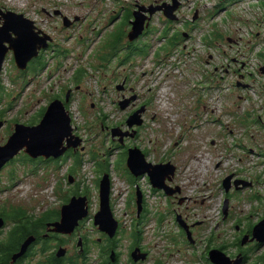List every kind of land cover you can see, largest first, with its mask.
I'll list each match as a JSON object with an SVG mask.
<instances>
[{
  "label": "rangeland",
  "instance_id": "obj_1",
  "mask_svg": "<svg viewBox=\"0 0 264 264\" xmlns=\"http://www.w3.org/2000/svg\"><path fill=\"white\" fill-rule=\"evenodd\" d=\"M179 1L175 20L162 10L153 14L149 27L134 40L137 49L129 59L122 46L102 64L98 53L107 37L118 34L114 28L129 5L149 8L172 0H0L2 10L24 12L55 38L53 46L42 50L41 59L32 61L34 68L27 74L17 68L13 53L6 58L0 76L4 116L0 143L13 132V119L36 123L51 95L69 87L73 88L74 132L83 139L80 164L69 156L62 167L55 162L24 165L18 160L2 169L0 205L24 208L35 217L61 197L77 189L88 190L89 215L78 234L90 240L92 264L112 249L107 247V233L93 223L99 209V163L113 177L112 209L120 222L116 234L122 237L117 248L123 252L118 264H131L127 251L138 224L133 221L136 183L144 203L140 241L150 251L149 260L141 264H207L204 248L210 242L215 248L226 246L224 251L234 258L246 250L247 259L240 264L264 263V244L235 243L264 217V73L260 70L264 65V4L262 0ZM40 6L46 10L38 12ZM59 11L74 19L71 27L64 26ZM120 25L127 33L131 28L128 21ZM127 33L125 43L129 42ZM79 69L84 73L76 78ZM241 74L246 87L238 85ZM124 79L127 88L120 90L117 87ZM123 93L132 101L126 108L118 102ZM143 104L144 121L136 126L138 133L125 135L126 145L118 147L110 138V128L119 125L132 132L126 119ZM100 114L106 115L102 123ZM89 122L90 130L86 128ZM104 122L105 127L101 126ZM128 146L139 147L152 163L170 161L176 166L168 183L178 188L177 197L154 189L147 174L136 180L129 177L124 153ZM94 154L97 158L93 159ZM70 167L72 184L66 175ZM230 173L232 182H246L239 183L238 189L232 185L227 193L223 180ZM227 198L228 213L223 219ZM178 216L190 225L193 241ZM13 225L12 217L4 219V243ZM74 243L73 239L68 243L70 255Z\"/></svg>",
  "mask_w": 264,
  "mask_h": 264
},
{
  "label": "water",
  "instance_id": "obj_2",
  "mask_svg": "<svg viewBox=\"0 0 264 264\" xmlns=\"http://www.w3.org/2000/svg\"><path fill=\"white\" fill-rule=\"evenodd\" d=\"M180 5L179 0H173L171 4H160L157 6L152 5L150 8L140 6V10L134 12V20H131L132 29L129 32V39L135 40L138 38L150 25L152 15L162 10L165 15L170 19H176L175 11ZM144 11H149V15ZM3 23L0 25V70L2 69L4 58L7 52L13 50L17 65L21 69H25L31 59L38 55L39 50L46 47L51 40L48 34L39 35L40 29L35 31L34 21L25 17L22 13L14 11L4 12ZM1 18V17H0ZM197 18V15L195 16ZM187 35V34H186ZM264 73V66L261 68ZM125 83V81H124ZM124 83L118 88L124 87ZM70 93L67 94L66 100H69ZM134 97H132L133 99ZM131 102V98H124L120 101L121 108H125ZM145 106L137 109L127 118V123L130 128L135 125H141L144 121L142 112ZM71 115L66 108L65 102L57 98L53 100L46 109L41 121L36 125H28L24 123H17L15 131L9 137L7 143L0 145V168L6 163L7 160L14 157L22 148L30 153L32 156L45 155V156H58L66 151L70 146H76L80 143V137L74 140L73 127L71 124ZM137 130L132 132L124 131L120 126L113 127L112 136L121 134V141L124 135L135 136ZM67 141V143H65ZM127 166L131 172L140 176L147 173L150 181L155 188H162L169 195L174 194L175 191L168 181H172L175 173L176 166L168 161L162 163H152L146 159L145 153L139 147H132L128 151ZM233 175L226 178L224 185L228 191L231 187V179ZM246 182L244 180H236L235 184L239 187V183ZM111 194V179L109 173H106L101 180L100 184V208L94 216V223L99 228L109 234L111 237L115 236L119 221L116 219L110 201ZM138 205L139 210L142 209V194L138 192ZM86 196L74 197L71 201L65 204L62 208V219L59 222H54L56 226L54 229L62 232H72V230L79 224V220L88 215V201ZM229 200L226 199L224 210L227 214ZM70 217V219H69ZM180 219V218H179ZM3 219H0V227L3 225ZM186 227L189 235L191 234L188 225L182 221ZM249 237V236H247ZM247 237L243 242H246ZM264 241V219L260 221L253 229V236L251 240ZM31 239L29 238L23 245L22 250L14 255V259L22 254ZM139 250V249H137ZM137 250L133 252L135 255ZM212 260L218 264H240L241 257L231 259L228 255L219 249L211 252ZM142 257L136 256V259L145 258V253ZM264 264V263H263Z\"/></svg>",
  "mask_w": 264,
  "mask_h": 264
},
{
  "label": "flooded vegetation",
  "instance_id": "obj_3",
  "mask_svg": "<svg viewBox=\"0 0 264 264\" xmlns=\"http://www.w3.org/2000/svg\"><path fill=\"white\" fill-rule=\"evenodd\" d=\"M164 3L171 4L169 2H163L162 4H164ZM158 5H160V4H158ZM154 6H157V5H154ZM59 13H61V12L59 11ZM61 16H64V14L61 13ZM131 17L133 18V15ZM131 17L128 19V23L130 22ZM11 53H12V51H9L6 54L5 60H6V58L9 57V55ZM13 57H14V55H13ZM0 87H1V81H0ZM126 88H127V85H126V87H123L124 90ZM1 111H3V110L0 109V119H4V116H2L3 113ZM4 122H5V120H4ZM19 122L20 121L17 118L13 120V124H14L13 131L15 129V125ZM27 124H32V123H27ZM9 136H8V138H9ZM8 138L6 141H3L2 143H0V145L5 144L8 141ZM82 149L83 148L81 146L77 147V148H70L68 151H66V153H64L58 157H54V156L46 157V156L41 155V156H38L35 158L28 155L26 150H22L19 154H17L11 160H9L5 164L4 168L6 166L7 167L10 166L14 162H17L18 160L20 162H22L24 165H27L29 163H33V164L37 165V164H42V162H44V163H50V162L54 163L55 162V164H57L58 161L60 163H62L69 156H77L76 154L81 153ZM36 159H38L39 162ZM103 172L100 173L99 183H100V179L102 176L101 174L105 173V172L104 173ZM127 173L130 176H133V174H131V172L128 169H127ZM112 179H113V177H112ZM171 197L174 198V197H177V195L174 194V195H171ZM60 200H61L60 204H64L69 199H66V197H64V198H61ZM60 208L61 207H54L53 206V207H51L50 210H48V205H47V207H46L47 212L43 217L45 220V226L27 227L24 223H20L19 237H18L17 241L14 243L13 247L5 253H4V231L0 230V264H57V262H56L57 259L59 261H61V259H62V262L64 264H66V262H65L66 259H70V258H72L76 262L74 264H92V260H89V249L91 247L90 240H89L88 236L84 235L82 232H80L78 234V230L81 229V226L83 225L84 220H81L80 225L72 233H62V232H57L54 230V226L51 223L59 221L61 219ZM17 212H19L21 215L22 213L26 212V210L24 208H20V207H18V209H10L9 207H6L5 205H0V218L11 217V216L17 214ZM140 216L142 217L143 213H141ZM29 236H32L33 240H32V243L29 245L27 251L25 252V254L18 257L16 260H13V258H12L13 254L19 250L21 244ZM132 236H133V241L130 244L128 251H127L128 255H129V263L141 264L142 262L149 260L150 251L147 250L144 247V245L142 244V242L140 241L141 237H135L133 233H132ZM73 237H75V238H73ZM102 237H104V236L102 235ZM102 237L101 236L99 237V241H102ZM121 238L122 237H119V238L117 237L116 243H115V241L109 240L108 238L105 239V240H107V245H108V242H110L114 245L110 246L112 249H111L110 253H108L107 257H105L106 259L101 258L100 261L98 262V264H118L119 263L120 258L122 257L121 253H123V252L119 251L117 246H118L119 242L121 241L120 240ZM8 239H9V237H8ZM72 239L75 241L74 247L76 245V248H75V251H74V249L71 251V255H70L68 243ZM96 246L99 247V244H97ZM66 247H67V249H66ZM107 247H108V249H110L109 245ZM137 249H139V250H137ZM135 250H137V253L134 255L133 252ZM104 252H105V250L103 251V253ZM58 253H60L61 255H58ZM103 253H100V254L102 256L103 255L106 256V254H103ZM143 253H145L146 258H144V259L140 258L139 260H137L136 256L142 255ZM35 254H36V256H34ZM68 255H70V258ZM35 257H37V260H34ZM77 258H78V261H77ZM31 259H33V260H31ZM93 261H94V258H93ZM68 264H71V263H68ZM156 264H162V263L158 262Z\"/></svg>",
  "mask_w": 264,
  "mask_h": 264
},
{
  "label": "trees",
  "instance_id": "obj_4",
  "mask_svg": "<svg viewBox=\"0 0 264 264\" xmlns=\"http://www.w3.org/2000/svg\"><path fill=\"white\" fill-rule=\"evenodd\" d=\"M132 44V43H131ZM165 47H167V46H165ZM133 52H134V50H132L131 49V51L129 50V52H128V56L130 57L132 54H133ZM143 53H145V51L143 52ZM118 241V240H117ZM70 258V257H69ZM57 264H64L63 262H62V259H61V261H59L58 259H57ZM66 264H68V263H71V264H74V263H76L72 258H70V259H66Z\"/></svg>",
  "mask_w": 264,
  "mask_h": 264
}]
</instances>
